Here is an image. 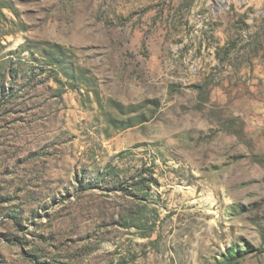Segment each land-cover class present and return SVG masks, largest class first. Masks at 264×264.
<instances>
[{
    "label": "rangeland",
    "instance_id": "obj_1",
    "mask_svg": "<svg viewBox=\"0 0 264 264\" xmlns=\"http://www.w3.org/2000/svg\"><path fill=\"white\" fill-rule=\"evenodd\" d=\"M232 250L264 264V0H0V264Z\"/></svg>",
    "mask_w": 264,
    "mask_h": 264
},
{
    "label": "trees",
    "instance_id": "obj_2",
    "mask_svg": "<svg viewBox=\"0 0 264 264\" xmlns=\"http://www.w3.org/2000/svg\"><path fill=\"white\" fill-rule=\"evenodd\" d=\"M238 255H239L238 253H236L235 251L232 250L231 252L226 254L222 264H234L235 261L237 260V257L240 256V255L239 256Z\"/></svg>",
    "mask_w": 264,
    "mask_h": 264
}]
</instances>
